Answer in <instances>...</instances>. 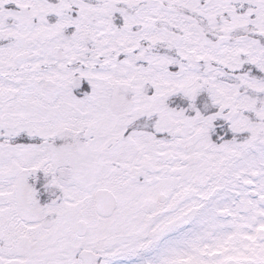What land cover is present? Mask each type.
<instances>
[{"label":"snow or ice","instance_id":"6c2138e0","mask_svg":"<svg viewBox=\"0 0 264 264\" xmlns=\"http://www.w3.org/2000/svg\"><path fill=\"white\" fill-rule=\"evenodd\" d=\"M0 264H264V0H0Z\"/></svg>","mask_w":264,"mask_h":264}]
</instances>
